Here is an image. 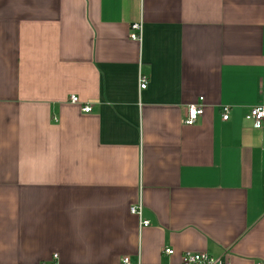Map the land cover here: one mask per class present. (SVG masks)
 Listing matches in <instances>:
<instances>
[{"label": "crops", "instance_id": "obj_1", "mask_svg": "<svg viewBox=\"0 0 264 264\" xmlns=\"http://www.w3.org/2000/svg\"><path fill=\"white\" fill-rule=\"evenodd\" d=\"M255 107L264 0H0V264H264Z\"/></svg>", "mask_w": 264, "mask_h": 264}, {"label": "built area", "instance_id": "obj_2", "mask_svg": "<svg viewBox=\"0 0 264 264\" xmlns=\"http://www.w3.org/2000/svg\"><path fill=\"white\" fill-rule=\"evenodd\" d=\"M131 40L134 42H140L142 39V27L141 25H133L131 28ZM139 84H140V89L144 90L147 87V79L143 76H140L139 78ZM203 100L200 99V102ZM70 102L74 105H81L78 97L72 96L70 98ZM82 112L84 113H90L92 112V107L91 106H82ZM204 114V109L201 104H194L188 107L187 114L184 118V125L188 127L194 126L199 119L203 116ZM230 114L231 110L229 107H223L222 109V120L224 122L229 121L230 119ZM246 119L250 121L253 124L254 129H262L263 123H264V107H255L252 108ZM131 213L138 216L141 218L142 216V206L139 207H133L131 208ZM142 227H147L149 226L148 221H142L141 223ZM172 250H165V254L168 256L173 255ZM122 264H131V261L129 258H124L122 261ZM181 264H229L226 263L220 259H216L211 257L210 255L206 253H186L182 257V262Z\"/></svg>", "mask_w": 264, "mask_h": 264}]
</instances>
